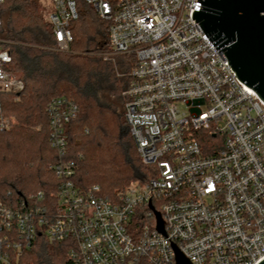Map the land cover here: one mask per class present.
<instances>
[{"label": "built area", "instance_id": "built-area-1", "mask_svg": "<svg viewBox=\"0 0 264 264\" xmlns=\"http://www.w3.org/2000/svg\"><path fill=\"white\" fill-rule=\"evenodd\" d=\"M47 1L52 51L69 50L82 1L106 24L102 59L133 62L122 93L124 122L150 178L107 197L97 186L76 187L71 165L58 163L51 198L38 192L15 207L0 201V264H13L37 238L66 246L69 264H175L173 245L191 264L262 262L264 103L191 19L200 3ZM10 62L1 50L0 92L17 94L23 84L7 72ZM76 114L70 99L48 101L47 141L58 158Z\"/></svg>", "mask_w": 264, "mask_h": 264}, {"label": "trees", "instance_id": "trees-1", "mask_svg": "<svg viewBox=\"0 0 264 264\" xmlns=\"http://www.w3.org/2000/svg\"><path fill=\"white\" fill-rule=\"evenodd\" d=\"M0 51L10 56L6 68L23 84V91L0 92V201L17 206L30 194L47 197L59 180L51 168L70 164L71 181L83 191L97 186L113 197L130 181L150 178L136 154L124 122L122 93L126 88L125 57L109 51L106 24L89 8L71 24L73 40L67 53L53 48L49 24L33 0H4L0 4ZM63 97L77 106L67 125L65 153L57 157L49 146L46 106ZM64 245L41 238L13 264H69Z\"/></svg>", "mask_w": 264, "mask_h": 264}, {"label": "water", "instance_id": "water-1", "mask_svg": "<svg viewBox=\"0 0 264 264\" xmlns=\"http://www.w3.org/2000/svg\"><path fill=\"white\" fill-rule=\"evenodd\" d=\"M191 19L227 59L236 79L264 103V0H196ZM150 209L151 206H150ZM156 229L164 233L160 215ZM175 264H191L172 246ZM259 264H264V260Z\"/></svg>", "mask_w": 264, "mask_h": 264}, {"label": "rangeland", "instance_id": "rangeland-1", "mask_svg": "<svg viewBox=\"0 0 264 264\" xmlns=\"http://www.w3.org/2000/svg\"><path fill=\"white\" fill-rule=\"evenodd\" d=\"M36 4V6L38 7V11H39V14L40 16H42L43 20L45 22H48L49 21V16L48 14L50 13V6L49 5H46V3H48L47 0H33ZM78 12L81 14H84L86 12H89V7L83 3L82 1L78 2ZM126 60H125V63H124V66H128L129 64V68L131 66V64L133 63L130 59H128L127 57H125ZM217 141V139H215Z\"/></svg>", "mask_w": 264, "mask_h": 264}]
</instances>
